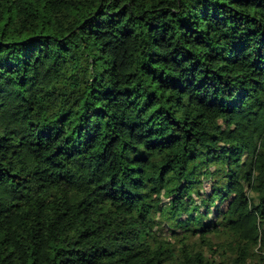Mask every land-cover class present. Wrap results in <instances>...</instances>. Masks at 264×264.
<instances>
[{
  "label": "trees",
  "instance_id": "16d2710c",
  "mask_svg": "<svg viewBox=\"0 0 264 264\" xmlns=\"http://www.w3.org/2000/svg\"><path fill=\"white\" fill-rule=\"evenodd\" d=\"M0 205V264H264V0H0Z\"/></svg>",
  "mask_w": 264,
  "mask_h": 264
},
{
  "label": "rangeland",
  "instance_id": "374dc122",
  "mask_svg": "<svg viewBox=\"0 0 264 264\" xmlns=\"http://www.w3.org/2000/svg\"><path fill=\"white\" fill-rule=\"evenodd\" d=\"M38 198L40 199L38 203V211L42 212L44 208V197L42 193L38 194ZM0 218L4 221V223L8 226L9 232H13V213L5 208L4 206L0 205Z\"/></svg>",
  "mask_w": 264,
  "mask_h": 264
}]
</instances>
